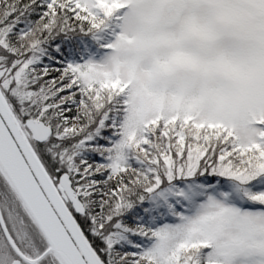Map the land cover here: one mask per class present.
<instances>
[{
	"label": "snow or ice",
	"instance_id": "6c2138e0",
	"mask_svg": "<svg viewBox=\"0 0 264 264\" xmlns=\"http://www.w3.org/2000/svg\"><path fill=\"white\" fill-rule=\"evenodd\" d=\"M0 264H264V0H0Z\"/></svg>",
	"mask_w": 264,
	"mask_h": 264
}]
</instances>
